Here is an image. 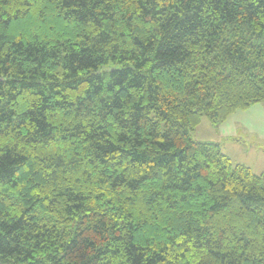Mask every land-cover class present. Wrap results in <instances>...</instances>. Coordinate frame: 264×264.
I'll return each mask as SVG.
<instances>
[{
  "label": "trees",
  "instance_id": "16d2710c",
  "mask_svg": "<svg viewBox=\"0 0 264 264\" xmlns=\"http://www.w3.org/2000/svg\"><path fill=\"white\" fill-rule=\"evenodd\" d=\"M264 101V0H0V264H264V175L196 141Z\"/></svg>",
  "mask_w": 264,
  "mask_h": 264
},
{
  "label": "rangeland",
  "instance_id": "374dc122",
  "mask_svg": "<svg viewBox=\"0 0 264 264\" xmlns=\"http://www.w3.org/2000/svg\"><path fill=\"white\" fill-rule=\"evenodd\" d=\"M192 136L196 141L220 142L233 163L264 175V101L236 110L219 124L204 115Z\"/></svg>",
  "mask_w": 264,
  "mask_h": 264
},
{
  "label": "crops",
  "instance_id": "0c3cea01",
  "mask_svg": "<svg viewBox=\"0 0 264 264\" xmlns=\"http://www.w3.org/2000/svg\"><path fill=\"white\" fill-rule=\"evenodd\" d=\"M220 143V142H219ZM221 144V143H220ZM222 145V144H221ZM225 152V151H224ZM226 154L230 155L228 152H225ZM231 156V155H230Z\"/></svg>",
  "mask_w": 264,
  "mask_h": 264
}]
</instances>
